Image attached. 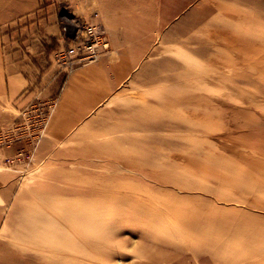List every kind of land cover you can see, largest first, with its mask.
Returning <instances> with one entry per match:
<instances>
[{
  "label": "rangeland",
  "instance_id": "1",
  "mask_svg": "<svg viewBox=\"0 0 264 264\" xmlns=\"http://www.w3.org/2000/svg\"><path fill=\"white\" fill-rule=\"evenodd\" d=\"M51 18L133 70L44 148L0 121V264H264V0H0L10 46Z\"/></svg>",
  "mask_w": 264,
  "mask_h": 264
},
{
  "label": "crops",
  "instance_id": "2",
  "mask_svg": "<svg viewBox=\"0 0 264 264\" xmlns=\"http://www.w3.org/2000/svg\"><path fill=\"white\" fill-rule=\"evenodd\" d=\"M44 26L49 33L45 42L40 41V36L28 35L21 37L26 39V45L16 47L10 45L17 36L0 35V121L5 120L7 112L15 117L22 107L33 102L35 107L54 102L40 142L43 148L83 123L133 70L131 63L119 57L113 59L106 52L93 62H76L66 75V68L53 60L59 26L53 18Z\"/></svg>",
  "mask_w": 264,
  "mask_h": 264
},
{
  "label": "built area",
  "instance_id": "3",
  "mask_svg": "<svg viewBox=\"0 0 264 264\" xmlns=\"http://www.w3.org/2000/svg\"><path fill=\"white\" fill-rule=\"evenodd\" d=\"M60 36L66 43L57 53V59L62 66L72 69L74 64L87 63L97 58L108 49L109 42L99 24L84 22L78 18H66L61 22ZM34 126H44L48 119L43 107H36Z\"/></svg>",
  "mask_w": 264,
  "mask_h": 264
}]
</instances>
